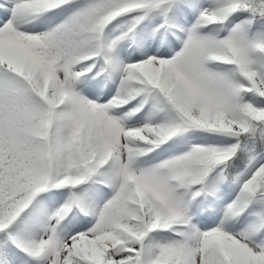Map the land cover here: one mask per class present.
I'll return each instance as SVG.
<instances>
[{
  "label": "snow or ice",
  "instance_id": "6c2138e0",
  "mask_svg": "<svg viewBox=\"0 0 264 264\" xmlns=\"http://www.w3.org/2000/svg\"><path fill=\"white\" fill-rule=\"evenodd\" d=\"M0 264H264V0H0Z\"/></svg>",
  "mask_w": 264,
  "mask_h": 264
}]
</instances>
